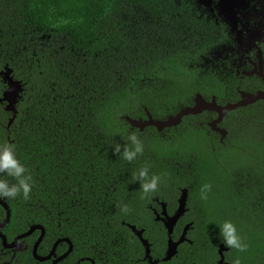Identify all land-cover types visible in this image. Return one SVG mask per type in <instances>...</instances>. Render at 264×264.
Here are the masks:
<instances>
[{
	"label": "trees",
	"instance_id": "1",
	"mask_svg": "<svg viewBox=\"0 0 264 264\" xmlns=\"http://www.w3.org/2000/svg\"><path fill=\"white\" fill-rule=\"evenodd\" d=\"M225 38L224 26L194 0H0V73L13 70L24 87L9 128L13 114L0 104V197L12 211L3 230L9 242L42 225L39 255L61 238L73 242L59 264L81 258L134 264L142 245L126 224L146 229L152 241L164 227L139 218L143 205L137 210L128 195L137 187H143L137 199L149 188L164 190L147 183L156 179L190 189L197 227L210 224L212 234L224 231L230 242L261 243L253 237H264V201L256 183L247 182L261 165L256 174L239 168L258 163L249 153L264 143L235 135L247 134L241 126L231 127L221 145L198 121L160 136L124 119L146 110L159 116L197 92L210 95L197 85L205 76L198 78L197 64ZM6 89L0 76V98ZM5 218L0 206V223ZM236 230L241 235L233 236ZM39 235L15 251L0 239V264H51L33 256Z\"/></svg>",
	"mask_w": 264,
	"mask_h": 264
},
{
	"label": "flooded vegetation",
	"instance_id": "2",
	"mask_svg": "<svg viewBox=\"0 0 264 264\" xmlns=\"http://www.w3.org/2000/svg\"><path fill=\"white\" fill-rule=\"evenodd\" d=\"M194 6L198 11L203 12L206 18L214 20L216 24H222L226 29L225 40L215 47L208 56H202L197 64L198 78L202 74L205 75L203 76L204 79L202 77L197 80V85L199 88L206 86L204 89L210 95L197 92L195 97L201 94L207 101L215 99L220 106L231 104L236 108L223 115L221 120H219L220 116L217 112L205 111L197 116L185 117L180 125L167 128L161 132L152 126L143 131L155 128L158 135L165 136L179 129L182 125L189 126L188 123L194 120L200 122L201 126L204 124V127L208 128L212 134L219 135L221 145H226V140L231 135V127L235 126H241L247 133L235 135H249L256 138L251 139V144H255V142L264 143V0H208V3L194 0ZM222 7L226 10H223ZM229 11H231L230 14L227 13ZM195 97L188 104L179 106L174 111H167L159 116L151 115L157 120L176 115L182 107L193 106ZM147 118V110L145 116L138 117V119L144 120ZM215 122L218 123L215 128L224 131L225 136L210 127ZM254 150L255 153H249V156L254 157L258 163L246 164L239 169L243 172L256 174L259 173V168L256 165H261L260 177L255 175L252 180L248 175L250 179L247 178V182L249 184L252 181L256 183H252V185H255L258 198L262 203L264 201V147L262 146L261 150ZM147 183L154 188L164 187V190L159 189L156 192V189L149 188V190L144 191L145 197L137 199L142 192V188L137 187L131 195H128L137 210L139 204L143 205L142 210H145V213L143 217L138 216L139 218L152 217L159 224L165 226V221L168 222L172 219L181 207L180 199L182 191L185 189L188 190L186 202L188 209L177 220L171 235H168L165 229L163 230L165 235H161V237L157 235L155 236L157 240L152 241V238H148L144 232L150 248L147 250L140 242L142 249L134 254L135 258L132 259L135 261L134 264H264V237L259 236L262 234L253 237V240L262 241L261 243H246L245 241L242 242V239L230 242L224 231H215L216 233L212 234L210 224L206 228V224L202 228L197 227L196 222L192 219V207L189 203L191 191L188 187L183 186V183L179 182L180 186H177V190L172 189L174 180L159 184V181L155 179ZM167 183H169V187H165ZM151 193L153 194L151 195ZM143 201L145 203H142ZM190 223L192 227L186 230ZM37 232L41 235V231ZM238 234L241 235L236 230L233 236H238ZM181 239L183 240L179 243ZM63 244L58 246L53 259L48 260L51 264H53L54 259L61 257L68 251L69 244H67L68 247L64 253L58 254V249ZM175 244L178 245L174 249L172 258L165 260L170 245L174 246ZM54 245L46 255L40 256L48 257ZM21 249L20 244L19 250ZM85 261L96 264L92 258H81L77 264ZM122 264H126V260H123Z\"/></svg>",
	"mask_w": 264,
	"mask_h": 264
},
{
	"label": "water",
	"instance_id": "3",
	"mask_svg": "<svg viewBox=\"0 0 264 264\" xmlns=\"http://www.w3.org/2000/svg\"><path fill=\"white\" fill-rule=\"evenodd\" d=\"M0 76L2 78L3 83L5 85H7V89L4 91V93L2 94V97L0 98V104H5V110L7 112L13 114L11 119L9 120V123H8V128H9L14 123V121L17 117V114H18L17 105H18L19 101L22 99L21 94L24 91V87H23V83L21 81H17L15 79V77L13 75V70H11L9 68H6V70L1 72ZM235 108H236V106L231 105V104L227 105V106H220L216 102L215 99L213 101H207L201 94H198L195 97V104L193 106L182 107L178 114L171 115V116L167 117L166 119H158L157 120V119L153 118L151 113L148 111H147L148 118L145 120L144 119H133L129 116H125L124 119L133 128L140 129L141 131H143L147 127L152 126L161 132L167 128H172V127L180 125L185 117L197 116V115L202 114L205 111L217 112L220 116L219 120H221L223 118V115L229 113L231 110H233ZM216 122H218V121H216ZM216 122L211 124L210 127L211 128L213 127L214 130L219 131L220 133L223 134V136H225L226 134L223 133L224 131H221L220 129L215 128V126H217V124H218ZM187 199H188V190L185 189L182 191V196L180 199L181 207L179 208L178 212L168 222L165 221V225L170 230V232H172L173 227L176 224L178 218L182 214L185 213V211H186L185 206H186ZM0 206L6 211V218L2 223H0V239L2 240V244H3L4 249L14 250V251L19 250V245L21 244V241L31 237L37 231H41V235L38 238V240L35 242V245L33 247V256L37 261L45 262V261L53 259V257L56 254V250H57L58 246L60 244H63V243L69 244L70 247L65 254H63L61 257H59L57 259H54L53 264H58V262L67 259L71 255V253L73 252L72 241L69 238H63V239L58 240L55 243L53 250L48 257L44 258V257L40 256L38 253L39 247H40L42 241L44 240L45 233H46V230L42 225H32L27 232L16 237L14 239V241L9 242L7 236L3 233V230L11 222L12 211H11L8 203L1 197H0ZM127 226L130 228L132 233L136 237L139 238V240L144 245V247H146L147 250H149L150 244H149L148 240H146L143 237L145 229H139L137 226L132 225V224H127ZM189 227L190 226H188L187 229ZM182 240L183 239H181L179 241V243L182 242ZM178 244H175L174 246L170 245V249L168 251L167 258L165 260H170L172 258L173 254H174V249L177 247ZM93 264H94V262H93Z\"/></svg>",
	"mask_w": 264,
	"mask_h": 264
},
{
	"label": "clouds",
	"instance_id": "4",
	"mask_svg": "<svg viewBox=\"0 0 264 264\" xmlns=\"http://www.w3.org/2000/svg\"><path fill=\"white\" fill-rule=\"evenodd\" d=\"M141 188H143V187H141ZM1 198H3V197H1ZM3 199L7 202V200H6L5 198H3ZM8 205H9V204H8ZM187 205H188V204L186 203L185 210L188 209V208H187ZM181 216H182V215H181ZM178 219H179V218H178ZM155 222L158 223V221H156V220H155ZM124 224H125V223H124ZM126 225H127V224H126ZM191 225H192V224L190 223L189 226L192 227ZM135 226H137V225H135ZM137 227H138V226H137ZM163 227H164V230H165V229L167 230V234H168V235H171V234L174 232V229L172 230V232H170V230L166 227V225L163 226ZM187 227H188V226H187ZM190 227H189V228H190ZM138 228H139V227H138ZM189 228H188V229H189ZM139 229H144V228H139ZM188 229H186V230H188ZM45 230H46V229H45ZM145 232H146V229H145ZM185 234H186V233H185ZM164 235H165V232H164ZM143 237L145 238V236H143ZM145 239H147V238H145ZM57 241H58V240H57ZM140 242H141V241H140ZM72 243H73V242H72ZM73 247H74V245H73ZM65 253H66V252H65ZM65 260H66V259H65ZM63 261H64V260H63ZM61 262H62V261H61Z\"/></svg>",
	"mask_w": 264,
	"mask_h": 264
},
{
	"label": "rangeland",
	"instance_id": "5",
	"mask_svg": "<svg viewBox=\"0 0 264 264\" xmlns=\"http://www.w3.org/2000/svg\"><path fill=\"white\" fill-rule=\"evenodd\" d=\"M200 2L202 3H208V0H200ZM223 8V7H222ZM223 10H226L225 8H223ZM228 14H230L231 13V11H229V12H227ZM203 79H204V77H203ZM193 86L195 85V84H192ZM182 92H183V90H182ZM185 93L186 92H183V95H185ZM134 119V118H133ZM135 119H138V118H135ZM166 136V135H165Z\"/></svg>",
	"mask_w": 264,
	"mask_h": 264
}]
</instances>
